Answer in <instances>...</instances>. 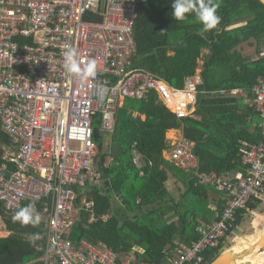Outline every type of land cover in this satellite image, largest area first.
<instances>
[{
    "label": "built area",
    "instance_id": "built-area-1",
    "mask_svg": "<svg viewBox=\"0 0 264 264\" xmlns=\"http://www.w3.org/2000/svg\"><path fill=\"white\" fill-rule=\"evenodd\" d=\"M137 0H0V206L14 213L39 205L45 228L28 264H203L208 250L221 248L235 230L236 212L251 199L264 200V77L250 91L240 88L211 94L242 99L259 117L260 141L241 142L244 174H198L193 143L174 139L168 161L197 184L213 187L227 202L217 219L195 227L197 240L175 243L162 252L163 263L147 262L142 250L118 256L103 243L68 240L80 211L93 220V202L79 199L86 185H97L93 164L95 121L111 138L116 110L125 99L144 100L154 92L177 119L191 116L200 86L199 72L181 88L136 68L132 37ZM75 47L82 62L95 58L99 70L81 83L63 69V52ZM133 162L141 159L132 150ZM109 216H102L107 219ZM0 216V237L7 236Z\"/></svg>",
    "mask_w": 264,
    "mask_h": 264
},
{
    "label": "trees",
    "instance_id": "trees-1",
    "mask_svg": "<svg viewBox=\"0 0 264 264\" xmlns=\"http://www.w3.org/2000/svg\"><path fill=\"white\" fill-rule=\"evenodd\" d=\"M171 4L172 0H137L134 65L175 88L199 70L202 82L194 110L191 116L177 119L154 92L140 101L125 99L116 110L108 144H103L101 136L95 140L98 152L93 164L101 180L80 190L76 202L80 206L82 197L93 202V220L80 211L68 235L73 243H103L118 256L139 249L142 254L137 256L155 263H163L162 252L173 249L175 243L190 245L197 240L195 227L216 220L227 202L213 187L198 185L196 175L180 171L164 158L171 149L166 132L181 130L182 137L193 143L198 174H244L239 149L243 141H260L259 117L242 99L211 92L250 91L264 77V5L258 0H219L221 21L210 31H204L193 16L175 21ZM251 49L253 53L248 54L246 50ZM94 126L99 129L98 121ZM133 149L140 166L133 162ZM169 180L178 185L177 196L168 191ZM262 202L251 199L248 211L238 210L234 229ZM35 206L39 213V205ZM14 214L0 206L8 233L0 237V264H28L40 258L33 234L40 235L44 223L22 226L13 221ZM104 215L109 217L103 219ZM230 236L228 232L220 249L205 253L203 264L221 253Z\"/></svg>",
    "mask_w": 264,
    "mask_h": 264
},
{
    "label": "clouds",
    "instance_id": "clouds-1",
    "mask_svg": "<svg viewBox=\"0 0 264 264\" xmlns=\"http://www.w3.org/2000/svg\"><path fill=\"white\" fill-rule=\"evenodd\" d=\"M219 7V0H172L171 15L178 22L193 16L195 21L202 25L204 31H210L215 29L221 21V17L217 14ZM79 56L75 47H68L63 52V69L66 74L78 79L83 84L96 76L99 64L95 58H89L86 62H82ZM12 219L22 226L31 225L33 227L41 221L35 203L20 208ZM33 239H39V234H33Z\"/></svg>",
    "mask_w": 264,
    "mask_h": 264
},
{
    "label": "water",
    "instance_id": "water-1",
    "mask_svg": "<svg viewBox=\"0 0 264 264\" xmlns=\"http://www.w3.org/2000/svg\"><path fill=\"white\" fill-rule=\"evenodd\" d=\"M262 5L264 2L258 0ZM100 138L97 128L93 129V139ZM252 236V237H251ZM257 236V237H256ZM250 237L251 242L248 244H233L228 249L223 250L214 260L208 264H264L259 261L264 256V230L255 235H246Z\"/></svg>",
    "mask_w": 264,
    "mask_h": 264
},
{
    "label": "rangeland",
    "instance_id": "rangeland-1",
    "mask_svg": "<svg viewBox=\"0 0 264 264\" xmlns=\"http://www.w3.org/2000/svg\"><path fill=\"white\" fill-rule=\"evenodd\" d=\"M246 52L248 54H252L253 53V49H251L250 51L246 50ZM199 70H197L198 72ZM100 136H101V141L103 142V144L105 145V142H106V135L104 132L100 131ZM174 136V135H173ZM166 138L169 140V139H172V135L171 134H168L166 136ZM172 143H170L171 145ZM164 158H167V154H165L164 152ZM177 187L178 185L173 181V180H169L167 182V188H168V191L177 196L178 192H177ZM263 202L258 206L257 210L255 212H249V217L247 219H244V221H241L240 222V225L238 226V228L236 229L235 233L233 235H231L230 237H227L225 239V242H224V248L227 247L228 245L231 246L235 243H233V241H231L233 238L235 237H244L246 235H255V234H258L259 230L262 232L264 230V200H262ZM117 205V204H116ZM255 214H258V215H263V217H260V220L258 221V223L260 222V225L258 227H260V229H257L256 230H253L251 227H252V223H253V220L255 218ZM40 215V214H39ZM41 217V220L43 219V216L40 215ZM256 226V225H255ZM236 240V239H234ZM228 246V247H229ZM224 250V249H223ZM222 250V251H223ZM221 251V252H222Z\"/></svg>",
    "mask_w": 264,
    "mask_h": 264
},
{
    "label": "crops",
    "instance_id": "crops-1",
    "mask_svg": "<svg viewBox=\"0 0 264 264\" xmlns=\"http://www.w3.org/2000/svg\"><path fill=\"white\" fill-rule=\"evenodd\" d=\"M94 128H95V126H94ZM99 132V131H98ZM168 134H171L172 135V139H167L168 141H169V143H173L174 142V139H177V138H179V137H181L182 136V132H181V130H168L167 132H166V135H165V137L168 135ZM99 135H101L100 134V132H99ZM106 135V134H105ZM174 135V136H173ZM108 138V137H107ZM106 138V142H105V144H108V142H109V139H107ZM168 152V151H167ZM167 152H165V154H167ZM164 156V155H163ZM167 158H168V154H167ZM166 159V158H165ZM109 158H106L105 159V165H107L108 163H109ZM258 216H260V217H263V215H258V214H255V218H254V220H253V223H252V229L253 230H256L257 229V231H258V229H260V227H258L259 225H260V222L258 223V224H256V226L254 225V221L256 220V218L258 217ZM238 228V227H237ZM236 228V229H237ZM256 228V229H255ZM236 229L233 231V233H231V235H233L234 233H235V231H236ZM259 233L261 232L260 230L258 231ZM239 238H242V237H235V238H233L231 241H233V243H235L234 242V239H239ZM225 242V241H224ZM230 247V246H229ZM229 247H227V248H224V250L225 249H228Z\"/></svg>",
    "mask_w": 264,
    "mask_h": 264
},
{
    "label": "bare ground",
    "instance_id": "bare-ground-1",
    "mask_svg": "<svg viewBox=\"0 0 264 264\" xmlns=\"http://www.w3.org/2000/svg\"><path fill=\"white\" fill-rule=\"evenodd\" d=\"M260 220V216H258L257 218H256V220L254 221V225H256V224H258V221ZM252 237V236H251ZM257 237V236H256ZM251 238L250 237H248V238H244V237H242V238H239V239H237V241H235V243L236 244H241V243H245V244H248V243H250L251 242V240H250ZM258 262H261V263H264V256H261L260 258H259V261Z\"/></svg>",
    "mask_w": 264,
    "mask_h": 264
}]
</instances>
